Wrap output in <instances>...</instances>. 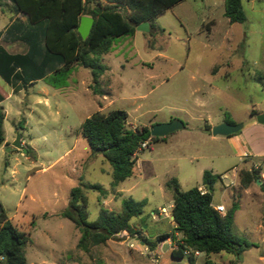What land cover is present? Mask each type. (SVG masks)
I'll use <instances>...</instances> for the list:
<instances>
[{"label": "rangeland", "instance_id": "1", "mask_svg": "<svg viewBox=\"0 0 264 264\" xmlns=\"http://www.w3.org/2000/svg\"><path fill=\"white\" fill-rule=\"evenodd\" d=\"M224 3L183 0L156 18V25L164 31L157 30L151 36L150 27V33L136 30L134 36L119 38L114 49L102 57V63L109 67L100 80L108 92L105 99L93 94L90 71L75 66L69 85L56 91L54 100L60 109L31 115L28 129L22 133L24 140L32 137L43 166L53 163L46 172L33 171L27 177L29 163L24 156L15 150H0V203L13 225L30 237L24 249L27 264H191L188 256L174 259L166 240L158 242L155 254L150 252L149 243L141 242H156L163 234L175 233V223L161 212L166 207L172 213L173 204V193L164 183L178 178L182 191L202 185L198 177L201 168L221 176L213 186V203L222 204L225 214L237 205L234 235L256 244L239 257L212 255V262L264 264V154H255L264 152V125L257 122V116L264 113V0H243L247 21L235 24H229L224 16ZM0 10L4 12L1 28L15 8L10 0H0ZM17 14L16 22L27 21L26 16ZM11 51L23 53L26 46L17 42ZM41 86H30L29 101L33 100L32 91ZM10 90L0 77V91L7 96ZM20 97L16 92L4 103L10 110L4 132L11 141L16 137L13 119L18 102H23ZM114 109L128 113L132 130L170 120L185 126L167 136L177 139L173 143L152 142L139 154L142 170L136 169L134 176L119 185L122 189L135 184L131 193L123 196L111 186V165L100 153L92 155L80 134L82 123L92 114ZM38 115L45 117L42 125ZM225 120L244 124L239 133L247 138L253 152L246 145L249 152L244 155L238 143L204 130L206 125L212 129ZM19 126H24V118ZM184 155L187 160L182 159ZM15 159L24 164L16 183L10 170L5 172V162L13 164ZM244 173L256 178L245 184ZM81 184L106 190L101 194L83 189L89 221L97 219L102 207L120 213L123 199L147 200L144 214L131 222L135 233L122 232L87 252L79 249L80 232L59 212L68 207L72 188ZM24 188L27 196L20 199ZM106 200L107 206L103 204ZM206 260L201 253L194 264H205Z\"/></svg>", "mask_w": 264, "mask_h": 264}, {"label": "trees", "instance_id": "2", "mask_svg": "<svg viewBox=\"0 0 264 264\" xmlns=\"http://www.w3.org/2000/svg\"><path fill=\"white\" fill-rule=\"evenodd\" d=\"M10 1L15 11L27 18L26 22H15L10 32L15 33L14 40L24 43L28 49L24 54H11L0 46V77L8 83L22 85L44 80L51 87L62 89L69 85L75 66H81L91 73L93 94L104 96L100 78L108 68L102 63V57L113 50L119 38L133 36L142 23H150L151 36L157 30L164 31L156 25V18L183 0ZM224 4V16L229 24L247 21L243 0H225ZM83 16L94 19L86 40L78 32ZM3 100L0 93V103ZM4 120L5 113L0 109V148L5 143ZM225 121L235 124L233 120ZM204 130L211 134L209 125ZM80 134L87 141L92 155L100 153L111 165L113 188L135 174L136 153L143 142L148 141L150 148L152 142L166 138L152 137L147 126L132 130L128 127V113L121 109L95 112L82 123ZM27 150L29 154L32 152L29 147ZM243 175L245 184L256 178L251 173ZM217 180H221V176L205 171L202 178L205 192L199 186L182 191L176 179L166 183V188L173 193L175 233L163 234L156 242L144 239L151 251L157 248L158 242L171 239L176 244L171 252L174 259H183L185 251H191L188 258L194 264L196 257L193 252L198 251L206 256L205 264H215L211 260L212 255L239 257L256 246L233 233L236 204L224 216L214 208L212 191ZM84 188L105 194L101 186L81 184L72 188L68 207L59 212L80 232L79 249L87 252L90 247L105 244L122 232L135 233L131 222L144 214L147 200L124 199L120 213L102 207L97 219L89 221ZM176 234L181 236L180 239ZM29 242V235L13 225L0 203V256L4 258L1 264H27L24 249Z\"/></svg>", "mask_w": 264, "mask_h": 264}, {"label": "crops", "instance_id": "3", "mask_svg": "<svg viewBox=\"0 0 264 264\" xmlns=\"http://www.w3.org/2000/svg\"><path fill=\"white\" fill-rule=\"evenodd\" d=\"M6 2H8V1H5V3ZM16 13H17L16 11L14 13H11V15H9L7 17L6 24L3 27L0 28V46L3 47V48H5L11 54H24L27 51V49H28V47L26 45H25L26 46V51L23 52V53H15V52H12L11 51V49L13 48V46H15V43L20 42V41L14 40L15 33H11L10 32V29L12 28V26L14 25V23L16 22V19H17V18L14 17V15ZM19 14H21V13H18L17 14V17L19 16ZM3 16H4V12L2 10H0V17L2 18ZM140 64H142L143 66L148 65V63H146V62H140ZM107 68L109 69L108 66H107ZM105 73L107 74V73H109V71L107 70ZM104 76L105 75L101 76V78L104 77ZM101 78H100V80H101ZM6 83L8 85H10V87H11V90L8 93V95L5 96L0 91V93L4 96V100L0 103V109H2L3 112L5 113V120H4V123H3V131H4V127H5V122L8 119V116H9V113H10V110H8L4 106V103H5V101L7 99H11V98L13 99L14 98V95L16 94V92H18L19 95L21 96L20 97L21 98L20 100H22L23 102H21V101L18 102V112L16 114V118L13 119V126L15 128L14 134L17 135V133H19L21 135V144L23 145L24 149L27 150V148L29 147L32 152L29 154L28 153V150H27L26 153H24V151H22V150L13 149L11 147V144L15 141L16 137L14 136L12 138V141L11 140H8V138L5 136V132H4L5 143L0 148V150H5L8 153H11L13 150H15L16 152H18L20 154V156H22V157L24 156V161L29 163L27 165V167L25 168V171L27 173V177H30V173L33 172V171H38V172L41 171V172L44 173V172H46L49 169L50 166L53 165V163L50 164L47 167L43 166L42 163H41V161H40V158L41 157H40V154H39L38 150L32 145V137L27 134L29 136V138L27 140H24L23 137H22V133L24 131H27L28 125L30 123V116L31 115H33V114H39L38 112H42V111L52 112V110H54V109H56V111L60 109V104L56 105L55 104L56 103V100H54V98H55V95H56V91H60V90H63L65 88L55 89V88L51 87L50 85H48L46 82H44V80H38V81L33 82L31 84H28V85H22L21 83H15V84L8 83V82H6ZM111 83H112V81H111ZM111 83H110L109 87L111 86ZM38 84H42L41 88L32 91L33 100L32 101H29L28 100V94L30 93V91H29L30 86H33V88H36L38 86ZM101 88H102V90L104 92L103 98L105 99V98H107V93L108 92L106 93V91L103 89V87H101ZM52 90H54V91H52ZM109 90H110V88H109ZM22 91H25V93H22L21 94ZM53 104H54V106H53ZM38 116H39L38 124H41L42 125L41 122H44L45 121V117L42 116V115H38ZM17 117H20V119L17 118ZM22 118H24V126H19V124L22 122ZM128 119H129V115H128ZM170 121H172V120H170ZM163 123H166V122H163ZM212 126L214 127L216 125H212ZM147 127H149V125H147ZM151 127H152V125H151ZM17 128L20 129L19 132H18V130H16ZM241 136L242 135L240 133H238L237 135L232 136V137H228V138H229L230 142H233L234 141V142L238 143L242 147V149H243V154L246 155V153L249 152V149L252 151V148H251L250 144H248L247 138L246 137H243V136L241 137ZM212 138H214V137H212ZM176 140L177 139H172V137H166L164 140H160V141H158L156 143H162V144L168 145V144L173 143ZM246 145L249 147V149H247ZM255 154H264V152H257ZM182 159L183 160H187L188 159V156H185ZM150 160L155 161L154 158H150ZM23 165L24 164L22 162H20L18 159H15V162L13 164L11 162H9V161L8 162H5V172H8V170H10L11 178H12V180L15 183H16V180H18V177H19L20 167L23 166ZM136 169H138L139 171L142 170V165L139 162V155H138ZM205 171L206 170L204 168H201L198 171V177L201 176V179H202L203 178V174H204ZM171 179H176L178 181L179 185H180V182H179V179L178 178L171 177V178H169L168 180L165 181V183H164L165 187H166V183L169 180H171ZM122 183H120L119 185H122ZM119 185L115 187L116 188V193H118V194H120L122 196L125 193H131L132 189L135 187V184H133L129 188H122L121 189V188H119ZM198 186L202 190L205 189V187L203 185H198ZM26 196H27V190L24 188L22 190V192H21L20 199L21 198L24 199V198H26ZM109 200L104 201L103 204H105V206H107V204L109 203ZM172 201H173V195H172ZM218 205H222V204H214L213 203L214 208L216 206H218ZM171 206L173 207V204ZM104 208L107 209V207H104ZM170 219H171L172 223L174 224L172 213H171ZM176 235L178 236V234H176ZM165 242H168L170 244L172 250L176 247V244L173 241H171L170 239H167ZM141 243H145V242H141ZM155 251H150V252L155 254Z\"/></svg>", "mask_w": 264, "mask_h": 264}, {"label": "water", "instance_id": "4", "mask_svg": "<svg viewBox=\"0 0 264 264\" xmlns=\"http://www.w3.org/2000/svg\"><path fill=\"white\" fill-rule=\"evenodd\" d=\"M93 24H94L93 18L89 16L81 17L80 24L78 26V32L83 40H86L90 35ZM136 30L143 33H150V23L149 22L142 23L139 26H137ZM257 122L261 125H264V113L259 114L257 116ZM184 127L185 126L182 122L173 120L167 123L155 124L150 128V131L152 137L165 138L178 130L184 129ZM243 128H244V124L242 123L230 124L228 122H223L221 124L212 127L211 133L215 137L216 136L229 137L231 135L238 134L243 130ZM11 147H13L16 150H22L24 151V153L27 152V150L24 149L23 145L21 144V135L19 133H17L16 139L11 144ZM142 245H145V243H142Z\"/></svg>", "mask_w": 264, "mask_h": 264}, {"label": "built area", "instance_id": "5", "mask_svg": "<svg viewBox=\"0 0 264 264\" xmlns=\"http://www.w3.org/2000/svg\"><path fill=\"white\" fill-rule=\"evenodd\" d=\"M147 148H148V141H145V142H143V143L141 144V147L138 149L136 155L138 156L142 151H144V150L147 149ZM201 190H202V189H201ZM202 191H203V190H202ZM203 192H205V191H203ZM171 208L173 209L172 206H171ZM215 209H216L220 214L225 215L226 210H225L224 206H222V205H218V206L215 207ZM161 212L164 214V216H165L166 218H170L171 213H169L168 208L164 207V208L161 210ZM118 236H119V235H118ZM140 246H141V245H140ZM130 248H134V245H133V244H130ZM146 250H148V249L146 248ZM191 253H192L191 251H185V256H190ZM200 254H201V253L198 252V251L193 252L194 257H198ZM3 260H4V258H3L2 256H0V264L3 262Z\"/></svg>", "mask_w": 264, "mask_h": 264}, {"label": "bare ground", "instance_id": "6", "mask_svg": "<svg viewBox=\"0 0 264 264\" xmlns=\"http://www.w3.org/2000/svg\"><path fill=\"white\" fill-rule=\"evenodd\" d=\"M125 233V232H124Z\"/></svg>", "mask_w": 264, "mask_h": 264}]
</instances>
